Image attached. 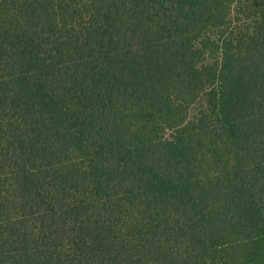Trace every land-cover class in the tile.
<instances>
[{
	"label": "trees",
	"instance_id": "trees-1",
	"mask_svg": "<svg viewBox=\"0 0 264 264\" xmlns=\"http://www.w3.org/2000/svg\"><path fill=\"white\" fill-rule=\"evenodd\" d=\"M0 264H264V0H0Z\"/></svg>",
	"mask_w": 264,
	"mask_h": 264
}]
</instances>
